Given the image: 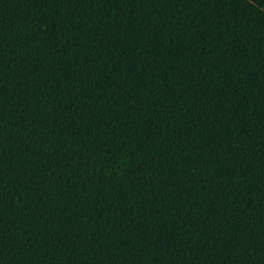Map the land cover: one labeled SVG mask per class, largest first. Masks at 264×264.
<instances>
[{"label":"trees","instance_id":"trees-1","mask_svg":"<svg viewBox=\"0 0 264 264\" xmlns=\"http://www.w3.org/2000/svg\"><path fill=\"white\" fill-rule=\"evenodd\" d=\"M0 264H264V0H0Z\"/></svg>","mask_w":264,"mask_h":264}]
</instances>
